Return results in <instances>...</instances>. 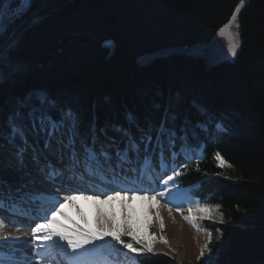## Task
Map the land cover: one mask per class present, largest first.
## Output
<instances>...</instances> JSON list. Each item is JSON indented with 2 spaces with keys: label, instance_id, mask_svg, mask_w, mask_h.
Instances as JSON below:
<instances>
[{
  "label": "trees",
  "instance_id": "16d2710c",
  "mask_svg": "<svg viewBox=\"0 0 264 264\" xmlns=\"http://www.w3.org/2000/svg\"><path fill=\"white\" fill-rule=\"evenodd\" d=\"M238 4L43 0V22L25 33L20 56L28 67L26 86L99 102L101 124L109 118L108 100L133 108L144 97L178 95L185 108L193 101L207 104L228 130L222 138L201 135L204 157L182 169L177 184L223 216V222L199 221L213 233V250L221 246L216 264H264V0H247L238 14L241 46L234 59L210 64L190 55L215 38ZM140 255L141 264H178L162 254Z\"/></svg>",
  "mask_w": 264,
  "mask_h": 264
},
{
  "label": "snow or ice",
  "instance_id": "6c2138e0",
  "mask_svg": "<svg viewBox=\"0 0 264 264\" xmlns=\"http://www.w3.org/2000/svg\"><path fill=\"white\" fill-rule=\"evenodd\" d=\"M42 3L43 0H0V209L26 210L30 205H47L44 215L36 218L43 223L33 221L34 227L23 225L29 227V232L17 228L16 233H10L8 225L0 219V264H56L57 255L74 260L95 250L97 241L112 246L107 238L131 253H152L154 237L145 242L131 226L121 229L103 214L99 230L79 226L70 229L59 224L56 217L64 204L78 198L71 193H82L85 189L69 188L70 194L63 201L59 191L65 183L71 185L86 179L110 185L143 182L153 177L156 188H134L131 190L134 197L136 192L143 191L141 199L150 198L159 203V197L170 204L174 190L180 191L177 178L184 174L181 170H187L197 159L201 135L222 138L220 134L228 130L226 122L214 116L207 104L193 101L190 108H185L183 97L169 95L163 101L144 97L133 108H121L108 100L105 107L109 118L101 124L97 114L99 102L70 98L46 87L26 86L28 67L20 52L25 33L43 22L39 11ZM244 5L245 0H239L225 27L237 20ZM223 32L221 28L220 33ZM111 44L105 41V47ZM240 46L239 42L230 43L228 53L236 57ZM190 55L214 63L212 54L206 50H193ZM156 96L163 93L158 92ZM192 115L198 119L194 120ZM189 152L192 154L188 155ZM215 159L224 163L219 151ZM196 168L199 171L198 163ZM58 181L62 183L57 184ZM44 185H53L55 192ZM108 191L113 194L94 192L93 196L83 198H95L100 203L122 198L120 190L109 188ZM149 191L154 193L151 197L147 194ZM48 195L55 196V200H46ZM100 196L104 199L100 200ZM176 209L183 211V206L178 204ZM196 211L211 214L212 209L209 205H197ZM188 212L192 213L193 209L189 207ZM184 218L198 231L207 232V242L198 259L204 258L207 252L205 264H216L221 246L215 250L211 247L213 233L201 229L195 216ZM220 219L223 222V216ZM9 223L15 225L14 221ZM125 236L131 240L125 241L122 238ZM222 236L219 233L216 239L219 241ZM27 244L32 248L20 247Z\"/></svg>",
  "mask_w": 264,
  "mask_h": 264
},
{
  "label": "rangeland",
  "instance_id": "374dc122",
  "mask_svg": "<svg viewBox=\"0 0 264 264\" xmlns=\"http://www.w3.org/2000/svg\"><path fill=\"white\" fill-rule=\"evenodd\" d=\"M246 1L247 0H245V3ZM230 19L231 16L222 26H220L216 30L217 33L213 40L203 45L194 46L193 48H191V51L197 49L206 50L212 54V59L214 60V62L222 59H234V57H232L230 53H228V47L230 43H240L239 31L237 28L238 15L235 22H233L228 27H225V25L229 24ZM221 28H224L223 34L220 33ZM148 58L149 57H147L146 59L148 60ZM207 63L209 62L207 61ZM191 154V152L188 153V155ZM196 157V160H199L201 158V152L199 151V149L196 150ZM130 185L135 186L134 184ZM149 188H152V186L149 185L143 187V189ZM179 189V192H176L174 190L172 202L170 204H165L164 200L160 199L159 197V203H157V201L151 200L150 198L147 200L141 199L139 197L144 195V192L141 191L136 196L140 199V203H137L135 201L131 202L128 198V208L124 209V207L122 206L119 211L117 220L111 222L113 225L121 229L126 225L131 226L135 233L141 232L142 234H144V236L142 237L139 236L141 238L146 237V239L143 240H148L149 237H154L155 242L153 244L152 253L165 255L172 262H176L178 264H205V257L199 259L198 257L200 256L201 248L207 242V232L203 230L198 231L184 217L193 215L197 218L198 223H200L199 221L204 220V218H208L210 220H221L220 217L222 216V214L219 211L215 210H212L211 214L197 212V205H203L200 204L196 199L190 197L188 189L180 187ZM109 194L111 195L113 193L110 192ZM147 194L149 197L153 195L150 194V192ZM178 204L183 206V211H177L176 205ZM189 207L193 209L192 213L188 212ZM169 209H171V211H169ZM99 218L101 219L102 216L99 215ZM161 223L163 224V227H161ZM183 226H185L187 232H190L189 240L190 238L192 239L191 234H194L195 236L193 237V240L196 239L195 246H192L193 248L189 246L188 241L178 236V232H181V230H183ZM201 229L204 228L201 227ZM107 239L110 241L112 247L116 250V254L111 257V260H113V262L118 259L123 264H140L137 261V258L139 256L138 254L131 253L128 249H124L122 245L116 244L115 241H111L110 238ZM164 240H166L167 243H164Z\"/></svg>",
  "mask_w": 264,
  "mask_h": 264
},
{
  "label": "bare ground",
  "instance_id": "6f19581e",
  "mask_svg": "<svg viewBox=\"0 0 264 264\" xmlns=\"http://www.w3.org/2000/svg\"><path fill=\"white\" fill-rule=\"evenodd\" d=\"M171 167V166H170ZM155 175H162V173H157ZM87 181L84 180V182ZM83 181H76L73 182L71 185L64 184L63 191L67 192V194L60 195L61 201H63L66 195H69V188L72 189H85V191L81 192H74L71 194H75L78 198L74 201H69L64 204L61 213L57 215L56 219L59 224L64 225L67 228L75 229L77 226L84 229L89 230H99L101 227V219L99 215H105L111 219V221H116L119 215V211L123 206L124 209L128 208V198L131 202L135 201L140 203V199L137 198L138 192H136L135 197L133 193L129 191V189H143L145 186L151 185L152 188H156V183L154 182L153 177H147L144 179L143 182L140 181H133L128 183H112L110 185H103L105 186L104 192H108L109 188L117 189L121 191L122 198H116L113 200L108 201L107 203H100L97 199H84V196H93L92 191L93 187L86 185ZM95 182V181H92ZM62 182L58 181L57 184ZM134 184L135 186L133 187ZM95 186V184L93 185ZM44 188L48 189L51 192H55V187L53 185H44ZM102 192V193H104ZM141 192V191H140ZM150 194H154L153 192L149 191ZM148 192V193H149ZM112 193V192H111ZM60 193H58L59 195ZM94 194V193H93ZM110 195V194H109ZM48 201H54L55 196L48 195L45 197ZM104 196H100V200H103ZM58 206V205H57ZM47 205L42 204V207L39 208L38 205H30L27 209L16 208L8 211H4L0 209V219L4 220V223L8 225L7 231L10 233H16V229L20 228L21 232H29V227H25L23 225L30 224L31 226H35V222L43 223L42 220H37V217L44 215V210ZM50 215V213H49ZM205 216V214H204ZM7 217V218H5ZM9 220L14 221L15 225L13 226L12 223H9ZM182 225V224H180ZM181 232H178V236L188 241L190 247L195 246V240H193L194 234L192 235V239L189 240L190 232H187L185 226H183ZM28 239L30 240L31 237L29 236ZM23 249H31L32 245H22L20 246ZM188 247V246H187ZM192 247V248H193ZM191 248V249H192ZM118 253V252H117ZM116 254V250L107 244L105 241H97L95 250H90L83 255L76 257L74 260L70 259L69 257H65L62 255H57L54 257L56 264H123L120 260L116 259L114 262L111 260V257ZM34 255V253H33ZM114 259V258H112Z\"/></svg>",
  "mask_w": 264,
  "mask_h": 264
}]
</instances>
